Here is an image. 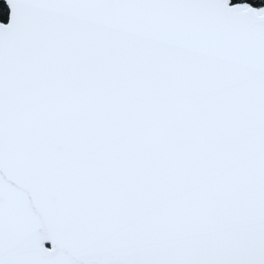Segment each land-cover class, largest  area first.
Here are the masks:
<instances>
[{
	"label": "snow or ice",
	"instance_id": "snow-or-ice-1",
	"mask_svg": "<svg viewBox=\"0 0 264 264\" xmlns=\"http://www.w3.org/2000/svg\"><path fill=\"white\" fill-rule=\"evenodd\" d=\"M4 6L0 264H264V6Z\"/></svg>",
	"mask_w": 264,
	"mask_h": 264
},
{
	"label": "trees",
	"instance_id": "trees-1",
	"mask_svg": "<svg viewBox=\"0 0 264 264\" xmlns=\"http://www.w3.org/2000/svg\"><path fill=\"white\" fill-rule=\"evenodd\" d=\"M232 2H244V3L251 4L255 7L264 6V0H232ZM4 5L5 3L0 1V8H5V13H7V9Z\"/></svg>",
	"mask_w": 264,
	"mask_h": 264
},
{
	"label": "water",
	"instance_id": "water-1",
	"mask_svg": "<svg viewBox=\"0 0 264 264\" xmlns=\"http://www.w3.org/2000/svg\"><path fill=\"white\" fill-rule=\"evenodd\" d=\"M0 1H2V2L5 3V0H0ZM242 3H244V2H232V0H229V5H230V6H233V5H236V4H242ZM252 6H253V5H252ZM253 7H255V6H253ZM44 247H45L47 250H51L52 245H51L50 242H46L45 245H44Z\"/></svg>",
	"mask_w": 264,
	"mask_h": 264
}]
</instances>
